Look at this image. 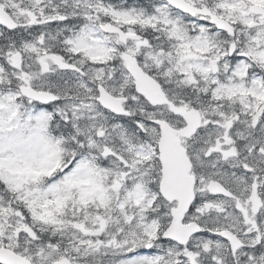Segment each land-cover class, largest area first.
Wrapping results in <instances>:
<instances>
[{
	"label": "snow or ice",
	"instance_id": "snow-or-ice-1",
	"mask_svg": "<svg viewBox=\"0 0 264 264\" xmlns=\"http://www.w3.org/2000/svg\"><path fill=\"white\" fill-rule=\"evenodd\" d=\"M0 264H264V0H0Z\"/></svg>",
	"mask_w": 264,
	"mask_h": 264
}]
</instances>
